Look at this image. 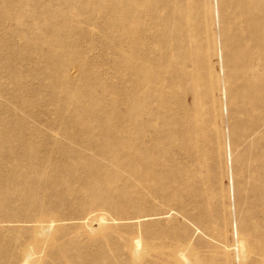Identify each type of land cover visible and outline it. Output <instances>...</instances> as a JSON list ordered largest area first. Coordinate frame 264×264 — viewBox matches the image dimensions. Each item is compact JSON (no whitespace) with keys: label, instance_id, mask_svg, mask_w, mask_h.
Listing matches in <instances>:
<instances>
[{"label":"rangeland","instance_id":"rangeland-1","mask_svg":"<svg viewBox=\"0 0 264 264\" xmlns=\"http://www.w3.org/2000/svg\"><path fill=\"white\" fill-rule=\"evenodd\" d=\"M147 1L120 0L117 10L116 0H0L2 153L13 157L22 152L18 147L6 154L22 138L24 143H32L39 158L49 155L58 163L57 167L48 166L45 184H36L32 173L19 179L13 161L6 164V169L0 154L4 168H0V196L12 201L0 212L25 216L45 206L58 208L66 216L68 220L58 235L65 258L55 260L56 252L52 251L43 264H122L124 241H131L138 252L147 246L144 264H154L151 261L162 250L159 237L164 233L186 244V254L192 258L181 256L186 263L264 264V202L253 196L248 185L256 167L254 151L242 157V146L235 155L226 150V145L240 141L243 128L250 129L254 120L242 115L241 110L252 107L253 96L264 86L259 50L255 43H249L248 50L259 60L253 62L254 69L246 64L250 56L245 53L226 62L221 54L223 38H216L210 47L203 40L208 20L205 0H182L175 11L172 31L159 25L150 12L160 0ZM210 2L217 11L216 29L220 30L224 6L220 0ZM209 53L221 83L219 95L224 103L220 105L214 102L211 86L203 78ZM193 62L200 68L201 81L189 76L196 69ZM260 79L263 83L258 84ZM197 95L203 100L201 111L210 117L198 125L194 116L192 123L183 115L193 108ZM215 105L224 113V123L218 121L220 127L215 123L211 127ZM16 121H24L26 126ZM222 129L220 162L213 155L204 158L207 153L203 151L217 150L215 132ZM75 136H133L150 143H155L157 137L165 147L156 159L164 168L163 175H186L191 185L179 184V189L186 191L189 201L178 196L162 199L161 190H153L146 183H135L128 189L132 179L119 169L115 170L119 177L113 185L102 188L97 198L91 196L77 182L80 173L67 168L87 165L85 159L63 150L65 146L78 149L70 142ZM4 137L15 140L1 144ZM258 145L263 149L264 136ZM184 151L201 155L195 158V153L191 159ZM235 156H240L239 163L234 162ZM13 178L18 185L6 183ZM156 191L160 195L152 194ZM23 193L30 198L25 206ZM112 194L121 196L120 203H115L120 204V213L115 215L119 221L108 223L106 232L97 235L93 230L97 225L90 224L94 221L79 217L92 203L108 200ZM129 197L134 201L125 204ZM200 201L204 205L199 206ZM168 208L171 214L164 215ZM185 212L188 217L192 214L200 219L186 221ZM238 223H244L247 229L238 230ZM254 227H259L257 235ZM9 228L20 232V240L27 239L32 229L27 224H10ZM233 239L236 246L230 247L224 257L225 247ZM17 240L9 233L0 239V264H15L10 258L17 255ZM259 243L263 246L258 252Z\"/></svg>","mask_w":264,"mask_h":264},{"label":"bare ground","instance_id":"bare-ground-1","mask_svg":"<svg viewBox=\"0 0 264 264\" xmlns=\"http://www.w3.org/2000/svg\"><path fill=\"white\" fill-rule=\"evenodd\" d=\"M205 2V9L208 14V20L205 24L206 31L203 33V40L205 44L210 47L212 41H214L216 38H218V40L223 38L224 41L222 43L221 54L223 55L222 57L226 60V62L229 61L233 56L245 53L250 56L246 62L249 68L254 69L253 62L259 61L258 58H260L264 64V0H220V3L224 6L222 7V20L219 21L222 25L220 30L216 29V21L218 18L217 11L213 10L210 0H205ZM180 3H182V0H160L156 2L155 6L150 8V12L153 13L154 17L157 18L156 20L159 25L164 24L167 28H169L170 31H172L174 27L173 22L175 11H177ZM119 7L120 0H116V9L118 10ZM249 43L256 44L257 49L259 50L258 58H255L254 53H252L251 50H248ZM199 49L200 48H197L196 50ZM217 50L218 56H220L219 48H217ZM210 57L211 54L209 53V57H207V73L205 75L203 74V78L207 80L206 85L211 86L212 95L215 97L214 102L216 105H220L224 103L222 101L223 99L221 95H219V92L221 91V83L219 74H216L214 71V64L212 63ZM192 64H194V68L196 69H194L189 76H191V79H194V81H201L202 77L200 76V68L197 66L196 62H193ZM257 83H263L262 79L258 80ZM195 87L201 89L199 85H195ZM251 101L252 107H245L241 110L242 115L254 119L251 128H243L240 141L231 142L230 145H226V150L233 152L235 155V153L237 154V148L242 146L244 151V153L241 154L242 157L247 155V153L251 154L254 151V163L256 164V167L250 173L248 185L251 188V193L253 196L257 197L260 203H263L264 145L263 149H260L258 142L260 141V137L264 136V86L255 93ZM216 105L214 110V118L211 116L213 119L211 127L214 125V123L220 127L221 125L218 122L219 120H222V123H224V113L222 110L217 109ZM202 107V97L197 95L195 96L193 108L186 109L183 112V115L184 117L190 118L192 123V118L194 116V123L198 125L199 121L210 119L207 114L205 115L201 111ZM132 119L133 117L130 118V122ZM16 123L23 124L24 127L26 126L24 121H16ZM1 131L2 129L0 130V134ZM222 132L225 131L222 129V131L218 130L215 132L216 141L218 143L217 150H211L208 152L203 151L204 153H207L204 155V158H207L208 155H213V158L220 162L221 139L224 138ZM19 140L21 141L16 147L8 148V151L6 152V154L12 153L14 152V148L19 147L22 152H17L14 155L16 156V159H14V156L12 157V155H3L2 152L5 153V145H0V154L4 157V159H2V164L6 166V169H8L9 166L6 164H11L13 161V164L16 166L15 171L19 174V179L21 178V180H23V178L27 177V174L32 173L36 175V184H45L47 182L46 178H49L48 173L50 172V168H48V166L52 165L57 167L58 163L55 162L56 158L51 159L52 157H49L48 155V158L41 159L39 158V153L34 151L32 143H24L22 138ZM13 141L10 139V137H4L1 144L6 142L9 144ZM70 142L71 144L77 145L78 149L70 150V147L65 146L63 150L72 153L78 159H85L87 165H84L82 168L79 166L80 169L77 166H69L67 167L68 171L77 170V173H80L79 180H77V182H80L82 188L86 189L93 197L97 198L102 188L114 184V181L117 179V177H119L118 173H115V170L119 169L121 172L129 174L132 179L127 185L128 189L134 187L135 183L140 185L146 183L153 190H161L162 199L171 200V197L178 196V198L182 199V197H184L187 202L189 201L185 195L186 191L179 189V184L189 187L191 185L190 179L182 172H173L170 177L163 175L164 168L157 162L156 159H158L160 155H163L165 147H161L160 144H162V142H158L157 137L155 139V143H150L148 140H140L138 138H134L133 136H130L128 139L122 137H111L109 139H84L77 138L75 136L70 139ZM197 147L200 148V145ZM180 151L182 152V150ZM174 152L175 151L171 152L170 154ZM185 153L188 154L191 159H193V155L195 153H197L195 158L201 155L199 152ZM97 157L99 159H97ZM239 159L240 156H235L234 162L239 163ZM200 165L201 162L199 161L198 166L200 167ZM0 168L3 167L0 165ZM256 182H258L260 185H252ZM6 183L9 185H18V180L13 178L11 181L9 180ZM116 190L120 189L116 188ZM152 194L155 196L160 195V193L157 191L153 192ZM23 198L25 200L23 206H25L26 202L30 201V198L27 197L26 193H23ZM120 198V195L116 196L115 194H112L108 200H100V202L92 203L90 206L85 208L84 214L79 218L82 220L94 221V223L90 224L97 225L93 229L95 234L102 236V234L106 232V226L108 223L119 221L116 219L115 215L120 213L118 208V205L120 204L115 203H120ZM115 199H117L116 202ZM144 199H146V197L142 198L141 200ZM132 201L134 200L130 199L129 197L125 204H128ZM11 203V200L6 201L2 198V196H0V208H3V205L8 206ZM202 205H204V202L200 201L199 206ZM179 210L180 209H178V211ZM171 212L172 209L168 208V211L165 212L164 215L171 214ZM185 215L187 216L186 212ZM187 217H185L184 220L191 221V218L193 217L196 218V221L200 219L198 215L192 214H189V217ZM67 220L68 219L66 216L55 207L47 208L45 206H38L33 214L27 213L25 216L20 214L10 215L0 212V239L3 238V236H5L7 233L13 235V237L15 236L18 239V245L16 249L17 255L13 258H10V261L15 264H43L52 251L56 252L54 256L55 260L59 261L62 258H65L63 257L64 249L58 241V235L62 231L61 225ZM193 223L199 229H201V226L198 222L194 221ZM10 224L31 225L32 229L29 231L27 239L20 240V236H18L20 232L18 233L16 229L9 228ZM228 227L229 223L226 221L225 228L227 229ZM247 227L248 226L244 225V223H238V230L240 231H244L247 229ZM204 228L206 227L204 226ZM253 229H256L254 233L257 235L259 233V227H254ZM201 230L206 233L205 230ZM225 234L226 235H223L226 236L225 239H227L226 231ZM237 234L240 236L239 232ZM241 236H243L242 232ZM159 238L163 244L162 250L159 252L160 254L157 255V259L153 258L151 262H154V264H163V262L168 264H196V261L186 263L182 260L181 256H184L189 260L192 258L188 256V252L186 254V244L177 241L180 240L177 236L172 237L171 235L164 233L162 237ZM234 246H236L235 239H233L232 244L227 245L225 248L229 249L230 247ZM262 246L263 245L261 243L257 244L256 250L259 252L262 249ZM146 247L138 252V249L133 247L131 241H124L122 250L125 252V255H121L120 262L122 264H144L146 262L148 252V247ZM183 247L184 250H182ZM228 249L225 251V253H223L224 257L228 256V253L230 252V249ZM192 257H194L193 253Z\"/></svg>","mask_w":264,"mask_h":264}]
</instances>
